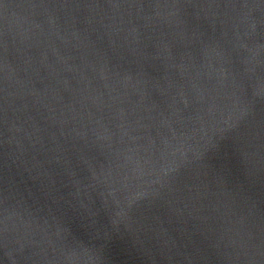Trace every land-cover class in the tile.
<instances>
[{
  "label": "water",
  "instance_id": "water-1",
  "mask_svg": "<svg viewBox=\"0 0 264 264\" xmlns=\"http://www.w3.org/2000/svg\"><path fill=\"white\" fill-rule=\"evenodd\" d=\"M0 264H264V0H0Z\"/></svg>",
  "mask_w": 264,
  "mask_h": 264
}]
</instances>
